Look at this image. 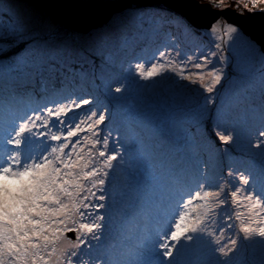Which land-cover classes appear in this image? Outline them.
Masks as SVG:
<instances>
[{
    "label": "snow or ice",
    "instance_id": "snow-or-ice-1",
    "mask_svg": "<svg viewBox=\"0 0 264 264\" xmlns=\"http://www.w3.org/2000/svg\"><path fill=\"white\" fill-rule=\"evenodd\" d=\"M262 5L264 0H248L241 7L264 17ZM191 7L196 10L205 6L193 0ZM206 7L222 10L223 2L209 0ZM165 24H175L184 33L196 35V27L187 17L166 10L133 8L117 26L97 31L82 42L79 38L69 42L51 21L26 15L15 0H0V42H4L0 48L19 49V58L7 66L6 74L0 75V134L5 144L0 155V264H236V254L251 244L258 243L264 252V218H260V211H264V165L259 175L251 171L233 173L229 169L228 175L235 174L239 186L229 183L225 187L222 182L212 185L205 179L197 181L196 187L187 191L176 187L178 198L171 211L172 219L167 221L168 227L157 221L154 232L142 228L135 250L115 240L105 247L102 241L106 239V229H110L109 215L100 210L109 207L105 203L109 198L107 183L115 180L113 174L118 167L114 161L119 158L123 163L127 158V176L132 180L139 175L142 180L159 179L175 184L174 170L166 168L153 148L139 136L125 143L117 140V148L109 149L111 132L105 135L102 127L109 109L103 105L94 109L92 104L99 103L95 97L69 95L53 107L44 105L23 112L16 108L26 96L35 94L34 78H24V69H32L34 76L39 77L41 89L62 88L74 74V65L85 58L102 54L105 63L111 64L116 54L127 48L131 34L140 33L145 25L155 30ZM208 28L214 32L215 23ZM226 33L247 53L238 87L225 88L221 84L224 73L220 69L213 67L207 73L203 71L210 62L209 55L201 54L194 60L167 46L165 50L152 53L150 59L154 62L149 70L144 71L142 63L135 64L134 68L130 64L129 69L146 79L163 77L171 71L181 79L199 83L209 95L203 97L199 106L198 120L211 119L215 136L228 144L234 142V134L237 139L240 135L234 125L227 126L228 121L241 103L249 101L256 88L249 77L257 57L264 69V38L258 42L231 23ZM173 52L176 59L170 58ZM181 56L183 59H179ZM210 56L215 57L217 53L211 51ZM189 67L200 71L186 72ZM258 83L262 129L258 131L256 146L261 147L264 70L260 72ZM216 85L224 88L219 97L216 93L220 89H216ZM129 88L124 79L114 89L108 85L107 91L113 99L119 100L116 94L127 92ZM85 105L88 106L86 113L82 107ZM76 109L84 113L83 119L71 115ZM33 145L38 147L34 149ZM261 155L264 156V149ZM201 175L207 174L202 171ZM241 193L239 200L244 202V207L260 210L254 212L257 219L250 217L241 222L236 238H228L224 243L216 241L210 249V258L193 260L194 256L204 255L206 242L216 236V231L202 219H187L189 206L194 201H203L210 215L214 208L238 203ZM211 197L215 199L210 201ZM125 207L119 208L122 228L130 231L123 225L127 215ZM226 227L230 229L233 225L229 223ZM70 232L74 238L67 235ZM81 245L101 251L85 261Z\"/></svg>",
    "mask_w": 264,
    "mask_h": 264
},
{
    "label": "rangeland",
    "instance_id": "rangeland-1",
    "mask_svg": "<svg viewBox=\"0 0 264 264\" xmlns=\"http://www.w3.org/2000/svg\"><path fill=\"white\" fill-rule=\"evenodd\" d=\"M84 1L122 3L130 0ZM199 2L208 4L209 0H199ZM222 2V10L234 9L256 20H264V17H261L258 12L254 13L241 7L248 3V0H222ZM15 3L26 15L54 23L69 42H75L77 38L82 42L97 31L117 26L123 21L127 12L133 8L166 10L179 15L164 5L133 4L126 10L116 13L107 24L83 34L67 29L50 12H42L29 2L15 0ZM227 25L226 20L221 18L215 23L216 30L214 32L210 29L196 28V35L184 33L175 24H165L155 30L145 25L140 33L129 36L127 48L116 54L111 64L105 63L102 54H92L84 61L74 65V74L68 77L64 87H58L60 89L48 88L38 91L39 77L34 76L32 69L23 70L24 78H34L35 94L25 97L23 102L16 106L18 111L23 112L27 108H42L44 105L53 107L55 103L64 102L69 95L73 98L85 96L91 99L95 97L99 103L92 104L94 109H98L99 105L109 109L106 121L102 125L105 135L111 132L109 149L117 148V140L125 143L128 139L139 136L153 148L166 168L174 170L175 184L165 183L159 179L142 180L139 175L135 180H132L127 176V158L125 157L123 163L119 158L114 161L118 167L113 174L115 180L110 179L107 183L106 194L109 198L105 203L109 207L100 210L109 215L110 229H106V239L102 241L105 247L115 240L117 243L132 246L135 250L137 235L142 234V228L154 232L157 221L163 227H168L167 221L172 219L171 211L175 207V199L178 198L175 192L176 187L187 191L189 188H195L197 181L205 179L212 185L222 182L225 187L229 183L239 186L236 175H228L229 169H232L233 173L238 170L244 174L251 171L259 175L261 167L264 165V156L261 155L262 149H264V138H260L261 147L256 146L258 131L262 129L259 119L260 90L258 82L260 72L264 70L261 68L259 57L256 58L255 66L249 77L256 84L255 91L249 101L241 103L240 107L233 112L227 125L229 127L234 125L240 130L239 138L237 139L234 134V142L228 144L219 141V138L215 136L211 119L198 120L199 106L203 102V97L209 95L199 83L194 84L189 80L181 79L171 71L163 77L146 79L140 76L139 72L129 69L130 64L134 68L135 64L142 63L144 71L149 70L151 63L154 62L150 59L152 53L157 50H165L167 46L169 50L177 49L183 54L193 57L194 60L201 54L209 55L210 62L207 69L203 71L207 73L213 67L220 69L224 73L221 84L225 88L238 87L242 75L241 68L246 67L244 61L247 53L238 42L233 43L229 39L226 33ZM3 44L4 42H0V45ZM217 44L220 45V48L216 47ZM211 51H215L217 56L211 57ZM18 52V48H0V75L6 74L7 66L16 62L19 58ZM170 58L176 59L174 52ZM179 59H183V56ZM173 67L180 71L177 65H173ZM185 71L200 70L189 67ZM124 79L127 80L130 88L127 92L117 93L116 95L120 96V99L115 100L108 93L107 87L111 85L114 89L118 82ZM193 79L196 78L193 77ZM216 89H220L216 96H221L224 88L216 85ZM82 107L85 113L88 112V106ZM71 115H79L81 119L84 118V113L79 109L74 110ZM32 147L35 149L38 146L33 145ZM4 149L3 136L0 134V155L3 154ZM202 171L207 175L202 176ZM242 194H238V203H230L219 209L214 208L210 215L203 201H194L189 206L187 219H202L210 229L216 231V236L206 242V247L203 250L204 255L194 256L193 260L210 258V249L215 246L216 241L224 243L228 238H236L241 222L250 217L253 220L257 219L254 212L260 210L244 207V202L239 200ZM114 199L116 203H114ZM213 199L215 198H209L210 201ZM121 207H125L127 212L123 219V225L128 226L130 231L122 228L119 213ZM229 216H232L233 219L229 220ZM260 218H264V211H260ZM229 223L233 225L230 229L226 227ZM221 228L222 232L219 231ZM70 234L71 232L67 233L68 236ZM81 247L84 248L83 259L85 261H89V256H96L101 251L97 247L91 249L84 245ZM234 260L236 264H261V261L264 260V252L261 251V246L258 243L251 244L247 248H242Z\"/></svg>",
    "mask_w": 264,
    "mask_h": 264
},
{
    "label": "water",
    "instance_id": "water-1",
    "mask_svg": "<svg viewBox=\"0 0 264 264\" xmlns=\"http://www.w3.org/2000/svg\"><path fill=\"white\" fill-rule=\"evenodd\" d=\"M36 6L42 12H50L67 29L86 34L107 24L112 17L133 4L164 5L177 14L187 17L197 29L208 30L210 24L221 18L228 24H236L246 36L258 42L264 38V20H256L234 9L218 10L205 7L194 10L193 0H130L122 3L112 1L84 0H22ZM74 238L73 233L69 235Z\"/></svg>",
    "mask_w": 264,
    "mask_h": 264
},
{
    "label": "trees",
    "instance_id": "trees-1",
    "mask_svg": "<svg viewBox=\"0 0 264 264\" xmlns=\"http://www.w3.org/2000/svg\"><path fill=\"white\" fill-rule=\"evenodd\" d=\"M34 88H35V86H34ZM37 88H38V91H40L41 88H39L38 86H37ZM57 89H60V88L57 87ZM45 93H47V92H45ZM26 97H29V96H26Z\"/></svg>",
    "mask_w": 264,
    "mask_h": 264
}]
</instances>
